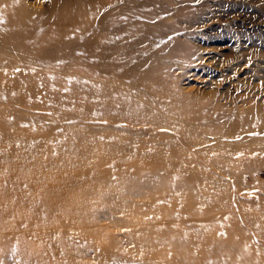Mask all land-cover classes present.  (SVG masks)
Masks as SVG:
<instances>
[{"label":"bare ground","instance_id":"obj_1","mask_svg":"<svg viewBox=\"0 0 264 264\" xmlns=\"http://www.w3.org/2000/svg\"><path fill=\"white\" fill-rule=\"evenodd\" d=\"M16 3L0 2V264H264L253 246L245 248L242 225L226 224L220 203L231 216L240 203L210 184L212 176L205 169L211 164L203 175L184 161L174 166L185 175V186L207 190L208 195L186 192L195 203L207 205L209 200L214 206L207 213L197 209V214L178 207L177 237L163 234L169 233V215H138L144 203L123 205L119 197L117 190L123 183L127 189L130 178L139 175L153 182L170 173L166 166L131 172L121 161L162 162L163 156L183 154L174 145L176 136L163 128L174 126L165 119L167 106L173 105L160 90L153 52L165 47L163 55L168 56L177 47L172 50L159 40L150 47L170 31L157 3L95 0L81 33L67 26V13L57 11L51 25L24 12L21 21L27 25L11 26ZM189 48L188 43L181 47ZM77 49L90 69L91 98L49 97L55 88L45 81L63 73L41 64L63 60L71 55L66 51ZM61 90L57 85L56 91ZM61 105L73 110L60 113ZM85 110L88 117L81 113ZM77 126L86 132H75ZM196 143L203 146V139ZM213 157L222 175L243 173L222 153ZM100 186L110 194L93 208L90 195ZM129 186L134 187L130 202L137 201L135 192L144 187ZM159 193L165 192L152 191L153 198ZM100 213L110 223L101 222ZM238 216L254 229L250 214Z\"/></svg>","mask_w":264,"mask_h":264},{"label":"rangeland","instance_id":"obj_2","mask_svg":"<svg viewBox=\"0 0 264 264\" xmlns=\"http://www.w3.org/2000/svg\"><path fill=\"white\" fill-rule=\"evenodd\" d=\"M17 1L20 3L14 6H17L14 10L16 14L10 21L11 26L27 25L28 21H21L24 12L31 13L32 17H38L47 25L52 24L49 20L59 16L57 12H62L67 13V26L74 32L81 33L78 30L85 29L90 7L95 0ZM154 2L161 10L160 19L169 22L170 31L152 41L150 47L155 46L158 40L164 46L169 43L172 50L177 47L174 52L168 51V56L163 55L165 47L162 51L153 52L158 57L154 61L158 69L154 72L161 79L163 88L160 90L173 105L167 106L165 119L173 121L174 126L163 128L165 133L176 136L174 145L183 154L163 156L162 162L140 158L121 161L131 172L166 166L170 173L160 174L153 182L139 175L135 179H129V174L125 173L122 178L126 179L125 182L129 179L125 183L128 187L124 189V183L121 185L122 189L117 190L119 197L123 205L144 203L138 215L145 213L149 218L169 215V233L163 230V234L177 237V225L180 222L178 207L182 206L197 214V209L201 213H207L214 206L209 200L207 205L195 203L193 197L186 192L196 194L198 191L206 193L207 190L185 186V175L175 171L174 166L178 161H184L188 167H195L202 174L201 171L211 164V168L205 169V173L212 176L210 184L216 188L221 186L227 199L232 196V199L240 203L232 216L225 208V203H220L225 210L226 224H241L243 230H240V235L243 234L247 239L243 241L245 248L253 246L254 254L262 256L264 260V237L261 235L264 234V0ZM21 6L23 8H19ZM0 16H4L2 10ZM48 35L53 36L52 33ZM185 43L189 44V49H181ZM66 52L71 55L65 56L63 60L41 64V68L45 70L63 73L45 81L44 84L55 88L49 97L59 94L86 101L91 98L90 87L93 85L90 69L86 62L78 58V49ZM57 85L64 90L58 93ZM71 110V107L62 105L58 109L60 113ZM81 113L88 117L89 110ZM76 128L75 132H86L82 126ZM185 133L192 136L185 138ZM199 138L203 139V146L196 143ZM217 153H222L239 170L242 169L241 176L222 175L223 172L212 164L215 161L213 156ZM180 158L183 160H179ZM145 182H150V187L143 186ZM176 182L181 185H176ZM133 184L144 188L141 192H135L134 198L138 200L130 202L134 187L129 185ZM136 189L139 187L134 190ZM152 191L165 193H159L153 198ZM109 194L106 188L100 186L98 193L90 195L91 203H98ZM99 205L94 204L93 208ZM240 213L252 216L254 229L251 230L239 218ZM188 215L184 212L185 217ZM97 218L101 222L110 223V219L103 213L97 215ZM130 220L132 225L136 224L133 219ZM148 224L145 225L146 229H149ZM197 239L200 241L203 238Z\"/></svg>","mask_w":264,"mask_h":264}]
</instances>
